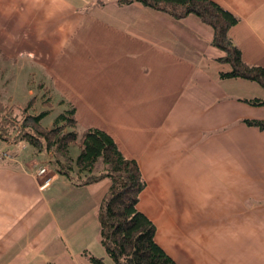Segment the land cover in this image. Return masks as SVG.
Wrapping results in <instances>:
<instances>
[{
	"label": "crops",
	"instance_id": "obj_1",
	"mask_svg": "<svg viewBox=\"0 0 264 264\" xmlns=\"http://www.w3.org/2000/svg\"><path fill=\"white\" fill-rule=\"evenodd\" d=\"M127 1L0 0V57L44 71L77 126L137 161L139 210L177 264H264V131L244 123L264 121L244 102L264 89L220 78L231 66L199 18ZM211 1L240 19L229 36L245 63L264 68V0ZM19 148L0 142L14 154L0 160V264H112L98 220L110 181L78 187L48 166L42 189L44 155Z\"/></svg>",
	"mask_w": 264,
	"mask_h": 264
},
{
	"label": "trees",
	"instance_id": "obj_2",
	"mask_svg": "<svg viewBox=\"0 0 264 264\" xmlns=\"http://www.w3.org/2000/svg\"><path fill=\"white\" fill-rule=\"evenodd\" d=\"M145 7L184 20L195 16L214 32L213 45L225 53L219 62L231 66L221 79H243L264 89V68L245 63L239 48L229 36L240 19L211 0H134ZM132 3L133 0L127 1ZM254 107H264V100H245ZM36 103L33 98L20 115L0 99V142L26 144L34 152L46 155L55 150L59 158L56 173L78 187L110 181L98 211L100 240L107 257L114 264H177L156 242L155 224L139 210L141 195L147 183L135 160L128 159L117 143L105 131L91 128L82 136L80 156L70 158V146L78 140V121L72 108L61 114L52 129L43 127L48 112L30 113ZM250 127L264 131V121H244ZM72 131L66 133V129ZM92 264H106L103 259L85 253Z\"/></svg>",
	"mask_w": 264,
	"mask_h": 264
},
{
	"label": "rangeland",
	"instance_id": "obj_3",
	"mask_svg": "<svg viewBox=\"0 0 264 264\" xmlns=\"http://www.w3.org/2000/svg\"><path fill=\"white\" fill-rule=\"evenodd\" d=\"M44 73V71L38 70L32 66L30 68L29 65L20 69V66L15 65L14 62H7L4 58L0 57V99L2 102L6 103L8 107H13L18 115H20V110L25 109L31 99L35 98L36 103L33 109L30 110V113L41 114L43 112H48L49 114L42 121V125L47 129H52L56 119L61 114H64L66 111L74 108V106L64 101V98L62 97L64 95V90L66 89H57L51 84L53 82L50 83V81H45L43 78ZM44 84L46 88H43ZM31 91L35 92L34 97L30 96ZM71 131V129L67 128L65 132L69 133ZM75 131L79 136L78 140L73 142L70 146V158L73 160H76L81 154V140L85 129L80 124L75 128ZM17 147H20L17 149V156L19 159H26L27 156L31 157L41 155L34 152L26 144L17 145ZM50 153V155L48 153L41 157L44 160L43 162H45L44 168L47 169V171L50 169L48 166L51 167L50 170H52V168L56 170L54 164L58 160L64 162L62 158H59L55 150ZM39 162L41 163L42 160ZM56 190H62V187L58 185L55 191ZM111 263L114 264L113 262Z\"/></svg>",
	"mask_w": 264,
	"mask_h": 264
},
{
	"label": "built area",
	"instance_id": "obj_4",
	"mask_svg": "<svg viewBox=\"0 0 264 264\" xmlns=\"http://www.w3.org/2000/svg\"><path fill=\"white\" fill-rule=\"evenodd\" d=\"M14 158V154L11 152L1 151L0 150V160L6 159V160H12ZM39 177L42 179L41 188L46 189L51 186L52 179L47 176V170L41 169L39 173Z\"/></svg>",
	"mask_w": 264,
	"mask_h": 264
}]
</instances>
